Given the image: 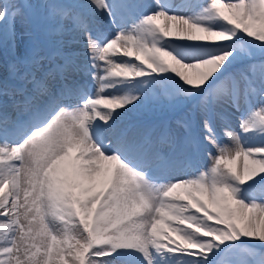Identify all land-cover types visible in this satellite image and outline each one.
Returning a JSON list of instances; mask_svg holds the SVG:
<instances>
[{"label":"snow or ice","instance_id":"6c2138e0","mask_svg":"<svg viewBox=\"0 0 264 264\" xmlns=\"http://www.w3.org/2000/svg\"><path fill=\"white\" fill-rule=\"evenodd\" d=\"M0 48V264H264V0H0Z\"/></svg>","mask_w":264,"mask_h":264},{"label":"rangeland","instance_id":"374dc122","mask_svg":"<svg viewBox=\"0 0 264 264\" xmlns=\"http://www.w3.org/2000/svg\"><path fill=\"white\" fill-rule=\"evenodd\" d=\"M2 54L3 50L0 48V59H2ZM166 104V99L161 97L158 102L152 104L147 110L134 114V117L153 123L170 121L173 119V114L167 109Z\"/></svg>","mask_w":264,"mask_h":264},{"label":"bare ground","instance_id":"6f19581e","mask_svg":"<svg viewBox=\"0 0 264 264\" xmlns=\"http://www.w3.org/2000/svg\"><path fill=\"white\" fill-rule=\"evenodd\" d=\"M147 121V120H146Z\"/></svg>","mask_w":264,"mask_h":264}]
</instances>
